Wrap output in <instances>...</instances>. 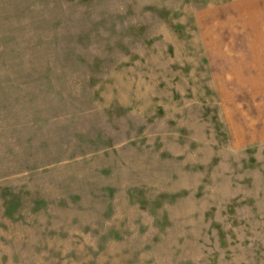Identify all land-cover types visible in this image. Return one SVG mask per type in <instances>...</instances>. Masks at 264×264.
Wrapping results in <instances>:
<instances>
[{"label": "rangeland", "instance_id": "obj_1", "mask_svg": "<svg viewBox=\"0 0 264 264\" xmlns=\"http://www.w3.org/2000/svg\"><path fill=\"white\" fill-rule=\"evenodd\" d=\"M0 264H264V0H0Z\"/></svg>", "mask_w": 264, "mask_h": 264}]
</instances>
